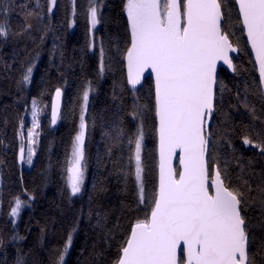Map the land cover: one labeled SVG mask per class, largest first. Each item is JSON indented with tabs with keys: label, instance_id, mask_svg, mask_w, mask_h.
<instances>
[{
	"label": "snow or ice",
	"instance_id": "obj_1",
	"mask_svg": "<svg viewBox=\"0 0 264 264\" xmlns=\"http://www.w3.org/2000/svg\"><path fill=\"white\" fill-rule=\"evenodd\" d=\"M71 4L69 27L77 14L76 0ZM58 7L59 0H0V43H19L21 38L34 42L33 32L46 33ZM103 7V0H89L85 12L89 32L101 23ZM13 13L22 16L15 30L10 24ZM119 23L122 33L109 38L107 46L100 38L97 76L103 79L114 66L121 73L111 97L115 134L105 131L102 136L111 142L110 154L112 147L128 151L127 170L118 169L126 187L134 164L135 204L127 207L134 215L124 226L119 216L113 223L115 214L101 210L102 204L90 209L96 232L91 250L101 241L110 250L116 242L109 264H264V163L260 162L264 161V0H121ZM44 38L39 37L41 42ZM88 48L95 52L94 37ZM241 53L247 57L243 72L234 62ZM20 54L13 50L14 57ZM63 59L61 53L62 63ZM224 66L234 79L247 73L251 83L244 79L241 87L236 79L234 88L229 87L221 76ZM22 67L16 80L20 88L30 83L35 58ZM144 83H148L146 98L136 95ZM92 91L89 81L82 91L79 130L61 173L69 202L84 186L85 112ZM125 93L131 94L130 103ZM61 96L62 89L56 87L53 125L61 117ZM40 113L33 97L31 126L25 135L21 119L16 132L20 163H33L41 135ZM148 136L154 143L150 167L142 157ZM237 139L242 140L239 146ZM245 150L253 151V157L245 158ZM93 190L98 200L108 191L103 183L93 184ZM9 195V240L18 242L25 237L15 231L17 219L35 196L27 189ZM2 200L0 192V212ZM46 228H41V241ZM76 230L73 227L62 247L54 250L52 264H66ZM5 243L0 235V247ZM104 251L95 253L97 260ZM26 256L17 247L14 264H27ZM0 264H7V259Z\"/></svg>",
	"mask_w": 264,
	"mask_h": 264
},
{
	"label": "trees",
	"instance_id": "obj_2",
	"mask_svg": "<svg viewBox=\"0 0 264 264\" xmlns=\"http://www.w3.org/2000/svg\"><path fill=\"white\" fill-rule=\"evenodd\" d=\"M88 3L89 0H76L77 14L71 27L68 23L73 18L71 0H59V7L48 26V31L33 32L34 42L31 40L25 42L24 38H21L19 43L13 40L0 43V140L3 141L0 144V161H3L0 163V192L3 194L0 235H3L6 241L5 245L0 247V260L6 258L7 264H14L17 247L27 254V264H52L54 250L62 247L73 227L77 230L73 233V243L65 258L66 264H109L115 252L116 242H113L110 250L102 241L95 250H91L96 240V232L93 229L95 219L89 220V210L96 209L102 204L101 210L107 209L115 214L113 223L115 216H119L124 226L134 215L127 211L128 206L135 204L134 164L131 166L133 175L128 177L126 187L124 176L118 169L127 170L128 151L126 148L112 147L110 154L108 148L111 142L102 136L105 131L115 134L112 126L117 117L113 115L115 106L111 97L113 82L121 80V73L118 66H114V70L107 72L103 79H98L97 76L100 38L105 39L107 46L109 38L118 31L121 33L123 31V26L119 23L121 0H103L101 23L91 32L85 16ZM21 22V15L18 13L11 15L10 24L14 30ZM45 23L47 24V21ZM40 27L43 30L44 26ZM41 34L45 36L42 42L39 39ZM93 37L96 40L95 52L88 48ZM54 44L56 50L53 53ZM24 48H27V51H24ZM14 49L20 50L19 57L13 56ZM61 53L64 55L63 63ZM31 58H35V67L30 83L26 87H17L16 80L21 78L24 70L22 65L26 66ZM234 62L243 72L244 66L247 65V57L241 53ZM57 66H60L59 70ZM221 76L232 88L236 79L240 80L241 87L244 79L251 83L247 73L234 79L231 71L225 70ZM89 81L94 91L90 92L85 112L86 182L83 194L69 202L62 190L64 181L61 173L67 166L72 138L79 130L82 91ZM124 83L126 85V72ZM56 87L63 91L61 117L56 128L51 130L49 105ZM147 90L148 83H144V87L140 88L136 95L146 98ZM33 97L37 98L41 109L39 117L41 135L36 145L33 163L29 169H25L17 161L19 141L16 132L21 119L23 122L27 119L26 113ZM125 97L130 103L131 94L125 93ZM256 107L259 112L258 102ZM235 119L239 120L240 116L236 115ZM244 121L248 122L247 114ZM124 140L126 142V137ZM235 143L239 146L242 140L237 139ZM153 148L151 136L146 137L142 157L149 167L154 163L150 155ZM243 154L245 158L254 155L253 151L247 150ZM116 161L118 163L114 165ZM100 183H103L108 191L98 200L93 184ZM24 189L35 196V201L31 207L22 210L15 228V231L25 238L12 242L9 240L12 225L7 223L11 199L9 194L23 193ZM45 225L46 233L41 241V228ZM100 249H105L104 256L97 260L95 253Z\"/></svg>",
	"mask_w": 264,
	"mask_h": 264
},
{
	"label": "rangeland",
	"instance_id": "obj_3",
	"mask_svg": "<svg viewBox=\"0 0 264 264\" xmlns=\"http://www.w3.org/2000/svg\"><path fill=\"white\" fill-rule=\"evenodd\" d=\"M31 107H32V101H31V103H30V106H29V110L27 111V113H26V121H24V128H23V131H24V134L26 135V133H27V128L28 127H30L31 126ZM38 131H39V129H38ZM33 159H34V157H33ZM20 163V162H19ZM20 165H21V167H23V168H25V169H29L30 167H31V165H28L27 163H20ZM1 181V180H0ZM85 182H86V173H85V180H84V186H83V188H82V191H81V193L80 194H78L77 196H75V197H79V196H81L82 194H83V192H84V188H85ZM75 197H73V198H75ZM25 207H23L22 209H21V212H22V210L24 209ZM21 214V213H20ZM19 219V218H18ZM18 219H17V221H18Z\"/></svg>",
	"mask_w": 264,
	"mask_h": 264
},
{
	"label": "water",
	"instance_id": "obj_4",
	"mask_svg": "<svg viewBox=\"0 0 264 264\" xmlns=\"http://www.w3.org/2000/svg\"><path fill=\"white\" fill-rule=\"evenodd\" d=\"M232 55H233V56H236L237 54L232 53ZM224 67H225V70H227L226 66H224ZM227 71H230V70H227ZM149 72H150V70H146V72H145V77L149 76ZM54 96H55V91H54V93H53V95H52V98H51V101H50V105H49V122H50V128H51V130H54V129L56 128V126H57V124H58V121H59V118H58L57 123H56L55 125H53V124L51 123V104H52V100H53V97H54ZM62 97H63V91H62V96H61V98H60V105H61V106H62ZM174 162L178 164V161H174Z\"/></svg>",
	"mask_w": 264,
	"mask_h": 264
}]
</instances>
